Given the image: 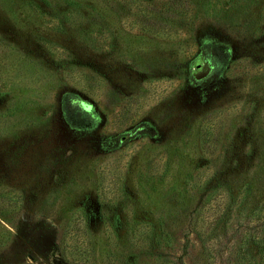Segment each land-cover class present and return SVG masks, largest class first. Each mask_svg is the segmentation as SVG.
I'll return each instance as SVG.
<instances>
[{"label":"rangeland","instance_id":"1","mask_svg":"<svg viewBox=\"0 0 264 264\" xmlns=\"http://www.w3.org/2000/svg\"><path fill=\"white\" fill-rule=\"evenodd\" d=\"M259 228L264 0H0V264H248Z\"/></svg>","mask_w":264,"mask_h":264},{"label":"trees","instance_id":"2","mask_svg":"<svg viewBox=\"0 0 264 264\" xmlns=\"http://www.w3.org/2000/svg\"><path fill=\"white\" fill-rule=\"evenodd\" d=\"M79 217H80V213L77 210L74 211V213L68 217L61 234V240H62V244L63 243L65 244L64 241L65 238L72 239V244L70 247L72 248V250H75L77 253H80V255L83 254L84 257L83 262H84L88 260L90 254L92 253V247L90 245V240H88L89 242H87L89 244L87 247L86 245L80 247L81 242L79 241L78 236L82 234L84 236V232H85L86 233L85 237L87 236L88 238L89 233L84 228L80 227L79 225H76L75 222ZM77 230H79L78 233ZM259 230L261 231L263 230V228L252 229L250 233H247L245 236L240 238L239 243L236 246V255L241 259H245L248 264H264V236L259 234ZM249 243H253L257 246L256 251L258 258H256L255 255L250 253ZM202 244L204 246L203 247L204 250L207 251L208 250L207 241L202 239ZM61 252H63V249H61ZM160 264H167V263H160Z\"/></svg>","mask_w":264,"mask_h":264}]
</instances>
